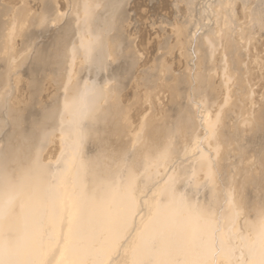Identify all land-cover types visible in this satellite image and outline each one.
<instances>
[{
	"label": "bare ground",
	"instance_id": "obj_1",
	"mask_svg": "<svg viewBox=\"0 0 264 264\" xmlns=\"http://www.w3.org/2000/svg\"><path fill=\"white\" fill-rule=\"evenodd\" d=\"M1 1L0 264H223L220 258L227 264H264V167L253 173L246 171V166L238 179L233 178L234 174L230 179L227 177L230 174L224 170L229 178L225 181L226 190L216 186L221 179L217 184L215 182L224 169V162H228L226 151L240 149L236 143L241 131L237 126L238 116L233 115L236 106L229 105L230 101H237L236 105L241 103L240 99L238 103V94H234L237 87L230 88L232 72L239 65L232 68L230 62L227 67L228 57H222L223 63L220 62L217 68L211 66L219 48L214 49L216 39L212 37L213 42L206 39L208 33L204 34L207 42L197 37L207 45V48L202 47L205 52L201 55L204 63L205 59L209 60L206 66L203 65L205 68L196 71L197 60L187 71L184 68L188 65L183 68L182 73L189 72L188 77L180 71L178 75L174 74L168 88L172 102L165 106L167 109L155 115L148 112L153 117H145L140 127L132 123L135 126L129 128L132 110H127L122 99L129 82L137 81V70H141L138 74L141 81L138 82L144 89L146 87V94L147 88L158 84L157 79L162 83L163 80H159V67L156 71L153 67L155 61L152 68L146 69L147 61L140 62L142 56L137 60V51L140 52L143 41L134 44L129 39L130 33L127 35L128 31H123L128 7L125 0H73L74 3L69 0L76 8L73 10L71 5L69 12H73L66 13L74 15L69 16L65 12L62 14L59 0H37L41 3L36 16L33 14L36 11L28 14L27 8L28 12L25 10L24 14L20 7L22 12L17 9L16 14H11L9 6ZM235 28H230L229 34L231 29L234 33ZM44 29L54 35L48 40L49 35L43 33L47 44L37 40L42 37H38L39 31ZM177 31L173 30V34ZM224 33L223 36L228 31ZM194 35L188 37L192 38L190 46L198 36ZM234 35L239 38L238 34ZM195 43L197 48L199 44ZM233 43H230L231 49L237 42ZM184 50L185 54L187 49ZM197 50L193 52L194 56L199 54ZM227 51L222 56L229 55ZM188 57L193 60L190 55ZM78 62L89 72H85L90 75L89 78L85 76L86 80H81L78 75L81 73L82 76L84 72L76 70L81 68ZM189 62L186 64H192ZM236 62L240 63L239 59ZM244 65L243 62L241 66ZM166 69L161 71L167 74ZM239 69L237 67L235 71ZM233 75L239 77L238 73ZM168 77L165 76L164 81ZM234 79V82L239 80ZM47 81L57 89L58 95L60 91V95L55 93L54 100L51 96V104H41L43 87H46L42 84ZM163 84L166 86L167 83ZM157 88L153 90L156 92ZM240 89L243 88L240 86ZM150 95L145 100H150ZM235 96L237 100H234ZM252 97L250 95L247 102ZM13 100L25 102L21 103L24 106ZM261 106L257 110L254 108V115L247 113L252 115L251 123L255 121L259 132L264 133V107ZM52 137L59 140L58 148L62 152L56 163L46 164L42 161L43 150L49 148L47 159H52L58 149H50L53 142L57 143L51 140ZM263 142L264 139L260 141L261 145ZM218 153L227 155V160L225 156L223 162L224 155L221 157ZM177 157L181 162L173 160ZM184 159L188 160L183 162ZM256 159L263 163L261 155ZM182 162H188L187 167H192L190 176L202 174L211 186L209 194L217 203L219 198H224L223 195L219 197L224 191L226 204L220 202L223 205L215 210L205 207L199 202L201 198L195 199L192 195L198 180L193 182L194 188L186 191L180 183L183 176L179 172L168 175L171 168H180ZM168 163L173 166L168 171L165 168L158 178L157 167L160 169ZM226 164L228 168L229 162ZM151 167L155 170L154 175H144ZM141 177L144 181L147 178V183L159 180L150 188L153 190L149 191L147 199L140 198L145 191ZM216 192L220 194L215 195ZM240 213L244 214L242 218ZM249 214H252L251 220ZM213 215L221 218V229ZM235 220L240 225L238 228L252 232V240L243 229L240 232L245 235L240 234V229L239 235L232 231Z\"/></svg>",
	"mask_w": 264,
	"mask_h": 264
},
{
	"label": "rangeland",
	"instance_id": "obj_2",
	"mask_svg": "<svg viewBox=\"0 0 264 264\" xmlns=\"http://www.w3.org/2000/svg\"><path fill=\"white\" fill-rule=\"evenodd\" d=\"M10 1V2H9ZM22 1V3H25L26 5H27V7L25 6V4L23 5V4H21V2H20V0L18 1V0H7V1H1V3L3 4H5L6 5V7H8L9 8V11H10V13L12 14V13H15L16 14V12L18 11L17 9H19L20 10V12H24V14H25V10L28 12V14H32L33 12H37V13H33V14H35V16L36 15H39V12H40V3L41 2H38V1H40V0H21ZM24 1V2H23ZM35 2V4H34V2ZM65 1V0H64ZM63 0H59V2H60V5H58V7L60 8V10H61V12H62V14H64V12H65V14H67V13H70V12H73V10H75L76 8H75V6L74 5H72L71 3H74L73 2V0L72 1H70L71 3H69V0H66L65 2H64ZM68 1V3L66 4V2ZM18 2V3H17ZM20 2V3H19ZM27 2H29V4H27ZM38 2V3H37ZM62 2V3H61ZM125 2H127L126 3V5H128V7H127V9H126V23L123 25V31L125 30V31H128V33H127V35H129V33H130V37H129V39L130 40H132V42L135 44V42L136 41H140V40H142L143 42V45L142 46H140V52L139 51H137V60L139 61V59L140 58H142L141 59V61L140 62H145V61H147V65L145 66V68L147 69L148 67H150L151 66V68H152V63H157V65H155L154 64V66L153 67H159L158 69L160 70V78H159V80H163V83L165 82V84H166V86H163L164 84L162 83V81H158V79H157V83H154V84H157V85H153L152 87H151V89H152V91H150L151 89H149V88H147L148 89V94H146L147 92H146V87H145V89H144V87H142L143 85H140V82H138V80L139 81H141L140 79H141V77L139 76L140 74H139V72L141 71L140 69L139 70H137V71H139V72H136V74H137V81H130L129 83H130V85L128 86L129 88H127L126 90L127 91H124L123 93V95H124V97H123V101L125 102V105H126V108H127V110H132L131 111V114H130V117H131V121L129 122V128H131V127H133V126H135L136 125V127L139 125V127H140V124L146 119L145 117H149V115H151V114H149V113H153L154 115L155 114H157V112H159L160 110H166L167 108V106L168 105H170L169 103H171L172 102V100H171V97H169V95L171 94V91L169 90L170 89V87H171V82H172V76H173V78H174V74H175V76L176 75H178L177 73H179V71L182 73V70H183V68L184 67H186V65H188L186 68L187 69H185L184 68V70L185 71H187L192 65H194V62H195V64L197 63V60H198V63H197V65L195 66L196 67V71H201L200 69H203V68H205L204 66H206L205 65V63H206V61H209V60H206L205 59V63H204V58H203V56H201L203 53L202 52H205V48H207V47H205V45H206V43H205V38H204V34H207L208 33V37H207V35H205V37H207L206 39H208L209 40V38H210V41L211 42H213L212 40H213V38H215L216 40H214V47H215V45H216V47L214 48V49H216L217 48V46L220 48H217V50H216V53H215V55H214V59H212V61H214V62H212L211 61V66L213 65L214 67H218L217 65L219 64L220 65V62H222L223 63V61H222V57H224V58H226V57H228V58H226V62H225V66H229V65H231L230 67H232V68H235V66H237V65H239V66H241L242 65V63L244 62V66H241V69H239V66H237L238 67V69L239 70H237V71H239V72H237V71H235L236 70V68H235V72L233 71L232 72V78H233V80L235 81V79L234 78H236V80H238L237 78H239V80H241V81H239L238 80V82H239V84H240V86L243 88V89H240V86H239V84H238V82L236 83V82H234V81H232V78L230 79V82H231V84H230V88H232L231 86H236L235 88L237 89V91L239 90H243V91H240V92H242V95L240 94V92L238 91H236L234 94H236V96H237V94H238V103L241 101V103L240 104H242V106L240 105V104H237L236 105V102H234V103H231V101L229 102V105L230 104H235V106L233 105L232 106V109H233V107H235L234 108V110H233V115H234V117H235V114L238 116V122L239 123H237L238 125V128L239 127H241L242 128V126H243V128L241 129L240 128V130L241 131H239V129H238V131L240 132V136H239V138H238V144L236 143V145H238V147L240 146V149H236L235 148V146H234V148L236 149V150H230L229 149V151H226L227 153H225V154H228V162H229V167L227 168V164L226 163H228L227 161H225L224 162V158H225V156H226V159L225 160H227V155H225V154H223L222 155V153L221 154H219V155H221V157L223 156V162H224V164L225 165H223V170H221L222 172H221V174H219V176H220V178H219V176H218V179L216 178L215 180V182H216V184L219 182V179H221V181L219 182V184H220V186H219V184H217L216 186H218V187H220L221 189H223V190H226L225 188H227V179H229L231 176L233 177V175H231V174H234V177L233 178H235L236 177V179H238L237 178V176L239 177L240 176V173H241V171L243 172V170L244 169H246V171L248 170V171H250V172H253V173H256L257 171L259 172V169H261L260 167H264V144H262L261 145V143H260V141H262L263 139H264V133H262L261 131L259 132V129H258V126L259 125H256V122L255 121H253V119L255 118L254 116H253V119H252V123H251V120H250V116H251V118H252V115H254V113L252 114V112H255V109L257 110L260 106H261V104H262V106L261 107H264V11L263 12H261L262 10H264V0H125ZM14 5H13V4ZM32 3V4H31ZM64 3V4H63ZM70 6H69V5ZM4 5V6H5ZM37 5H38V8H37ZM62 5V6H61ZM69 7H68V6ZM74 6V8H73V10L72 11H70L69 12V10L70 9H72V6ZM25 6L26 8H23V7ZM11 7V8H10ZM13 7V8H12ZM22 9V11H21V9ZM33 7V8H32ZM65 7V8H64ZM36 10H35V9ZM11 9V10H10ZM13 9V10H12ZM259 9H262V10H259ZM14 10H16V11H14ZM30 10H31V12H30ZM34 10V11H33ZM258 10V11H257ZM14 11V12H13ZM67 12V13H66ZM235 12V13H234ZM241 12V13H240ZM245 12V13H244ZM260 12V13H259ZM71 14H73V13H71ZM71 14H67L68 16L69 15H71ZM235 14H236V16H235ZM238 14H241V15H238ZM259 14H261L262 15V17H259ZM74 15V14H73ZM242 15H243V17L244 18H242ZM241 16V17H240ZM232 17V18H231ZM233 17L235 18V19H233ZM239 18V19H238ZM249 18V19H248ZM153 20V21H152ZM157 20V21H156ZM249 20V21H248ZM159 21V22H158ZM151 22H153L152 24H151ZM235 22V23H234ZM248 22V23H247ZM233 23L235 24V25H233ZM247 23V24H246ZM161 25H162V27H161ZM167 25H169V26H166ZM233 25V26H232ZM176 26V27H175ZM234 26H236V28L234 29V33H233V28H234ZM243 26V27H242ZM248 26V27H247ZM178 27H179V29H178ZM166 28V29H165ZM176 29V31H177V34H173V30H174V32H176L175 31V29ZM230 28H232L231 29V31H230V34H229V30H230ZM242 28H243V30L245 31H242ZM249 28V29H248ZM164 29V30H163ZM226 29H228V30H226ZM241 29V30H240ZM246 29V30H245ZM44 30H46V29H44ZM39 31V34H41V35H38V37H41L42 38V40L40 41V39L38 38H36L40 43H45V44H47L48 43V40H51L52 38L51 37H53L54 35H52L53 34V32L52 31H50V32H48L47 30L46 31ZM161 30V31H160ZM168 30V31H167ZM209 30L210 31H213V32H211V33H209ZM226 30V31H225ZM250 31V33H248L249 31ZM124 31V32H125ZM130 31V32H129ZM158 31V32H157ZM166 31V32H165ZM193 31H194V33H193ZM205 31H208V32H206L205 33ZM216 31V32H215ZM227 31H228V33H227ZM239 31H242V32H239ZM153 32V33H152ZM165 32V35H163V33ZM190 34H189V33ZM204 32V33H203ZM224 32H226L227 34L226 35H224L223 36V33ZM246 32L248 33V34H246ZM45 35H49L48 36V40H46L47 39V37H44V34ZM200 33H202V34H200ZM212 33H213V36H212ZM220 33V34H219ZM232 33H233V37H231L232 36ZM240 33H242V36H243V38L246 40H243V38H241V34ZM43 34V35H42ZM51 34V35H50ZM146 34V35H145ZM150 34V35H149ZM160 34V35H159ZM167 34V35H166ZM181 34H183V35H181ZM192 34V35H191ZM194 34H196V35H198V36H196V39H197V37H198V39H200L201 38V40H202V38H204V45H203V42L201 41L200 42V40L198 41V39L196 40L195 39V42L197 41L198 42V44H199V42H200V44L199 45H197V48H196V44L197 43H195V42H193V44L191 43V46H190V40L192 39V38H188L189 36L190 37H193V36H195ZM211 34V35H210ZM225 34V33H224ZM234 34H238L239 35V38H238V36L237 35H234ZM127 35H126V37H127ZM140 35V36H139ZM173 35V36H172ZM201 35V36H200ZM209 35H210V37H209ZM220 35V36H219ZM245 35H247L248 37H246ZM151 36V37H150ZM156 36V37H155ZM200 36V37H199ZM218 36L220 37V38H218ZM226 36H229V38H231L232 39V41H231V39H229V38H227ZM250 36H251V38H250ZM177 37V38H176ZM181 37H184V40H182V38ZM213 37V38H212ZM44 38V39H43ZM46 38V39H45ZM154 38H156V39H154ZM181 38V39H180ZM227 40H226V39ZM149 39H151V40H149ZM212 39V40H211ZM228 39H229V41H230V43L232 42H234V43H236V44H234L233 46H234V51H236L235 53H234V51H232V53H233V55H232V53L230 52V50H233V46H232V49H231V45L232 44H230L229 43V41H228ZM155 40V41H154ZM180 40H181V42H184L185 43V45L183 46V44L181 45V42H180ZM189 40V41H188ZM239 40V41H238ZM242 40V41H241ZM251 40V41H250ZM37 41V42H38ZM47 41V42H46ZM158 41V42H157ZM215 41H217L216 42V44H215ZM218 41H220L221 43H222V45L218 42ZM225 41V42H224ZM228 41V42H227ZM38 42V43H39ZM155 44H154V43ZM180 42V43H179ZM207 42V41H206ZM223 42H224V44H225V46L223 45ZM240 42V43H239ZM244 42V43H243ZM246 42V43H245ZM249 42V43H248ZM50 43V42H49ZM226 43H227V45H226ZM248 43V44H247ZM202 44V45H201ZM218 44H220V45H218ZM230 44V45H229ZM247 44V45H246ZM147 47H146V46ZM154 45V46H153ZM151 46V47H150ZM154 48H153V47ZM186 47V48H183V47ZM199 46H201L200 48H199ZM205 47V48H202V47ZM207 46V45H206ZM213 46H212V49H213ZM227 46V47H226ZM150 47V48H149ZM195 47V48H194ZM223 47V48H222ZM225 47V48H224ZM230 47V48H229ZM235 47L237 48V49H235ZM183 48V49H182ZM199 48V50H197ZM228 48H229V53H228ZM146 49V50H145ZM184 49H187L186 50V53L184 54ZM197 50V52L199 53V54H197V56H199V57H197V56H194V53H196L195 52V50ZM200 49H201V52H200ZM211 49V50H212ZM213 49V50H214ZM224 49V50H223ZM139 50V49H138ZM188 50H190V52L189 53H191V54H189V53H187V51ZM204 50V51H203ZM225 50L227 51L226 52V54H229V55H226V56H222V55H225ZM148 52V53H147ZM194 52V53H193ZM219 52V53H218ZM141 54V55H139V54ZM193 53V54H192ZM218 53V54H217ZM221 53V54H220ZM245 53V54H244ZM148 54V55H147ZM150 54H151V56H150ZM236 54L239 56V58H238V56H236ZM188 55H190V57L193 59L192 61L190 60V58L188 57ZM246 55V56H245ZM142 56V57H141ZM147 56H149L150 57V59H149V57H148V60H147ZM230 56V57H229ZM234 56V57H233ZM235 56H236V58H235ZM241 56V57H240ZM242 56H243V58H242ZM152 57V58H151ZM196 58V59H195ZM198 58V59H197ZM202 59V62H200L201 60L200 59ZM215 58H217V59H215ZM232 58V61H235V62H233L232 63V61H228V60H230V59ZM241 58V59H240ZM146 59V60H145ZM155 59V60H154ZM157 59V60H156ZM221 59V61H219ZM234 59V60H233ZM239 59V61H240V63H241V65H240V63H237L236 61ZM153 62H152V61ZM225 60V59H224ZM246 60H249V61H246ZM155 61V62H154ZM158 61V62H157ZM190 61V62H189ZM219 61V62H218ZM228 61V62H227ZM149 62V63H148ZM177 62V65L175 64ZM178 62H180L179 64H178ZM192 63V64H186V63ZM200 62V63H199ZM231 62V63H230ZM247 62V63H246ZM214 63H215V65H214ZM217 63V64H216ZM221 63V65H223ZM228 63H230L229 65H228ZM253 63V64H252ZM78 64V67L80 66L79 64H80V62H78L77 63ZM77 64H76V67H77ZM152 64V65H151ZM202 65L201 67H199L198 65ZM233 64V65H232ZM236 64V65H235ZM160 65V66H159ZM162 65V66H161ZM204 65V66H203ZM180 66V67H179ZM190 66V67H189ZM212 66V67H213ZM75 67V68H76ZM81 67V66H80ZM84 67H85V65L83 66L82 65V67L81 68H76V70L77 69H81L82 70V72H83V70H84V72H83V74H82V76L80 75L81 73H78L79 72V70H77L78 72V75L80 76V78H81V80H83V78H84V80H86L85 78L87 77V78H89L90 77V75L88 74L89 72L88 71H86V68L84 69ZM198 67V68H197ZM230 67L228 68V69H230ZM242 67H244V69H245V67H246V69H245V72H244V69H242ZM166 68H170V69H168V71H167V69ZM177 68H178V71H177ZM231 68V69H232ZM157 68L155 69V71L156 70H158ZM165 69H166V72H167V74H170L169 75V77H168V75L165 73V72H163V71H165ZM174 69V70H173ZM230 69V70H231ZM80 70V71H81ZM161 70H163V71H161ZM176 70V71H175ZM233 70V69H232ZM242 70V71H241ZM170 71V72H169ZM172 71V72H171ZM185 71H183V72H185ZM195 71V72H196ZM198 71V72H199ZM85 72H88V73H85ZM174 72V73H173ZM229 72V71H228ZM166 75H165V74ZM173 73V74H172ZM189 73V72H188ZM188 73H182V74H188ZM197 73V72H196ZM233 73H238V75H239V77L238 76H235V75H233ZM241 73V74H240ZM139 74V75H138ZM172 74V75H171ZM87 75V76H86ZM163 75V76H162ZM185 75V76H186ZM86 76V77H85ZM136 76V75H135ZM166 76V79H167V77H168V80H166V81H164L165 80V77ZM234 76V77H233ZM187 77H188V75H187ZM79 78V77H78ZM170 78V79H169ZM171 80V81H170ZM49 81H47V82H44L45 83V85H43L42 84V86H46V87H43L44 89H45V91H43V93L42 94H46L47 95V93H48V95L46 96V95H42L41 94V96H42V98H40V103L41 104H48V103H50L51 104V102H50V100H52L51 99V96H52V98L54 97V96H56V95H58L57 93H56V91H57V89L56 88H54V87H52L49 83H48ZM133 82H136L135 84L133 83ZM138 82V83H137ZM169 82H170V84H169ZM233 82V83H232ZM245 82V83H244ZM131 83H132V85H134V86H132L131 87ZM161 83H162V86H161ZM138 84V85H137ZM233 84V85H232ZM235 84H238V85H235ZM243 84H245V85H242ZM167 85H170V86H167ZM136 86V87H135ZM239 86V87H238ZM49 87V88H48ZM155 87H158L159 88V90H158V88H157V90H156V92L154 91L155 90ZM165 87V88H164ZM153 88H154V90H153ZM169 88V89H168ZM234 88V90H236ZM52 89V90H51ZM55 89V90H54ZM165 91H164V90ZM169 90V92L170 93H168V90ZM245 89V90H244ZM135 90V91H134ZM246 90H247V93H246ZM131 91V92H130ZM134 93H133V92ZM161 91H162V93H161ZM249 91H251V93H250V95H251V97H252V99H251V101L249 100L248 102H247V99L250 97V95H249ZM46 92V93H45ZM51 92V93H50ZM152 92V93H151ZM161 93V95L159 94V93ZM56 93V95H54ZM128 93V94H127ZM138 93V94H137ZM144 93L146 94V97H145V95H144ZM150 93L152 94V95H150ZM158 93V94H157ZM253 93V94H252ZM51 94V95H50ZM53 94V95H52ZM130 94V95H129ZM244 94H246V96H244ZM59 95H60V91H59ZM58 95V96H59ZM140 95V96H139ZM147 95H150V96H152V97H148V98H151L150 100H148L149 102H147V100H145L146 98H147ZM156 95H157V97H156ZM49 96V97H48ZM235 96V97H236ZM242 96V97H241ZM125 97H127V99L125 98ZM141 97V98H140ZM243 97H246L247 99H244ZM45 98H46V100H45ZM49 98H50V100H49ZM153 98V99H152ZM26 99V98H25ZM25 99H24V101H25ZM54 99H56V98H53V100ZM161 99V100H160ZM170 99V100H169ZM239 99H240V101H239ZM244 101H243V100ZM250 99V98H249ZM145 100V101H144ZM158 102H157V101ZM163 100V101H162ZM234 100H237V97L234 99ZM143 101V102H142ZM151 101V102H150ZM154 101H156L155 103H153ZM161 101V102H160ZM169 101H171V102H169ZM13 102L15 103V104H17L18 103V105L20 104V106H24V104L22 105L21 103H25V102H19V101H14L13 100ZM146 102H147V104H146ZM160 102V103H159ZM245 102V103H244ZM247 102V103H246ZM249 102H251V103H249ZM255 102V103H254ZM136 104V106H135V104ZM137 103H139V104H137ZM148 103H150V104H152L151 105V107L149 108V106H150V104H148ZM250 104V109L252 110H250V109H247V108H249V104ZM259 103V104H258ZM128 104V105H127ZM245 104H246V106H245ZM134 107H133V106ZM149 105V106H148ZM248 105V106H247ZM254 106V108H253V106ZM127 106H129V107H127ZM154 106V107H153ZM166 106V107H165ZM133 107V108H132ZM252 107V108H251ZM129 108V109H128ZM156 108V109H155ZM149 109H151V112H150V110ZM152 109H153V111H152ZM254 109V110H253ZM130 112V111H129ZM149 112V113H148ZM247 112H251V114L250 115H248L249 113H247ZM148 113V114H147ZM152 114V115H153ZM212 114H214V111L212 112ZM151 115V116H152ZM142 116V117H141ZM143 116H144V119H143ZM236 116V117H237ZM142 119H141V118ZM153 117V116H152ZM211 117H213V115L211 116ZM246 119L248 120V123L247 122H245L246 121ZM210 120V123H211V119H209ZM255 120V119H254ZM249 122H250V124H251V126L249 125ZM132 123H134L135 125H132ZM253 124V125H252ZM256 126H255V125ZM135 127V128H136ZM138 127V128H139ZM209 127L210 126H208V128L207 129H209ZM250 127V128H249ZM249 128V130H247V132H246V129H248ZM245 129V130H244ZM256 129H257V131H256ZM244 133H243V132ZM56 136H58V134H55ZM2 137H1V134H0V139H1ZM53 139L54 140H56V138H53L52 137V141H53ZM181 140V139H180ZM59 142V140L57 139L55 142ZM54 143V144H57V145H54L53 143H52V145L50 146V149L51 148H54V147H56V149L59 147V143ZM177 142H179V140L177 141ZM260 143V144H259ZM264 143V142H263ZM178 144V146L180 145V143H177ZM245 144H247L246 145V147L244 146ZM250 145V146H249ZM180 147V146H179ZM237 147V148H238ZM242 147V148H241ZM221 149H223V148H221ZM49 148H47L46 149V151L45 150H43V158H42V161L44 162V163H49V164H54V163H56V160H57V158H58V156H59V154L62 152L59 148L56 150L57 152L54 154V157L55 158H53L52 157V159L50 158V159H47V158H49V156L50 155H48L49 153ZM241 150V151H240ZM223 150H220V152H222ZM47 152V153H46ZM218 155V156H219ZM260 156L261 155V158H262V162L263 163H259V161L256 159V157L257 156ZM176 158V157H175ZM173 159L174 161L175 160H177V161H179V162H181L180 161V157H177L178 159ZM180 158V159H179ZM188 159H184L183 160V162L184 161H187ZM174 161H172V163L174 162ZM182 162V165L180 166V168H171L172 166H173V164H171V163H168L167 165L168 166H166V165H164V166H161V168L160 169H158V167H157V177L159 178V176L163 173V170H166L167 169V171L168 170H170L169 168H171V170H170V172H169V174L168 175H170L171 173H176V172H179L180 173V175L181 176H183V178L182 179H179L181 182V185H183L184 187V190H186V191H188V190H190V189H192V184H193V182L195 181V179L196 180H198V185L196 186V190H193V192H192V195H193V198H195V199H199V198H201V200L199 199V202L200 203H202L203 205H205V207H212V209L213 210H215V209H217V207L219 206L220 207V205H223V204H220V202L221 203H223L224 202V204H226V198H225V196H226V194H225V192L223 191V194H220L219 192L221 191V190H219V192H216L215 193V195L218 193V194H220L219 195V197H221L222 195L224 196V198H216V200L217 201H219L218 203H219V205H218V203L213 199L214 197L212 196V195H210L209 193H210V191H209V188L211 187V186H208L207 185V183H206V181H205V179L203 178V176H202V174H196L195 176L193 175V176H190L189 174L191 173V169H192V167H187L188 165H189V163L187 162L186 164H184ZM171 165V166H170ZM247 166V167H246ZM160 167V166H159ZM227 169H226V168ZM243 167V168H242ZM246 167V168H245ZM166 168V169H165ZM149 169V168H148ZM227 171V173L228 174H230V176H227V177H229V178H227L226 177V175L224 174L225 173V171ZM223 171H224V173H223ZM245 171V170H244ZM230 172V173H229ZM234 172V173H233ZM154 173H155V170H153V168L151 167V169H149V170H145V172H144V175H147V176H152V175H154ZM224 175H223V174ZM160 174V175H159ZM227 174V175H228ZM242 174V173H241ZM144 175H143V177H144ZM189 176V177H188ZM224 176V177H223ZM143 177H141V180L144 182V184H143V186H144V188H145V191L141 194V196H140V198H142V197H144L145 199H147L148 197V195L150 194V192L153 190H150V188L152 187V186H154L158 181L156 180L155 182H153V183H147L146 182V180H147V178H146V180L144 181V179H143ZM193 177V178H192ZM196 177V178H195ZM223 178V179H222ZM227 178V179H226ZM231 179V178H230ZM226 181V182H225ZM229 181V180H228ZM224 183V184H222V183ZM225 186V187H224ZM155 187H157V186H155ZM194 188V187H193ZM150 191V192H149ZM196 191H197V194H196ZM217 197H218V195H217ZM223 201V202H222ZM142 203V202H141ZM140 210V209H139ZM241 214V218H242V216L244 215L243 213H240ZM243 214V215H242ZM137 216V215H136ZM251 216H252V214L250 215H248V218L251 220ZM239 217V216H238ZM213 218L214 219H216V223H217V225H219V227H220V224H221V218L219 217V215L218 216H216V215H213ZM240 218V217H239ZM239 218H236L238 221L241 219H239ZM237 220H235V222L231 225L232 227H231V229H232V231L235 233V234H238L239 235V232L243 229L242 227V229H240V227L238 228V226H240L239 225V223H238V221ZM236 223V224H235ZM220 229H221V227H220ZM240 229V230H239ZM245 229V228H244ZM243 229V230H244ZM238 230H239V232H238ZM244 232L245 233H247L246 235H247V238L249 239V240H252L253 238V236H251V231L248 229V230H244ZM244 232H240V234H242V233H244ZM251 232V233H250ZM245 233H244V235H245ZM253 235V234H252ZM218 258H220V257H218ZM219 260H221L222 261V263L223 264H227V263H225V260L224 259H222V258H220Z\"/></svg>",
	"mask_w": 264,
	"mask_h": 264
}]
</instances>
